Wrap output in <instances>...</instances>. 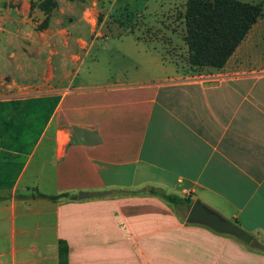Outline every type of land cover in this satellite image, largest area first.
Returning a JSON list of instances; mask_svg holds the SVG:
<instances>
[{"label":"crops","instance_id":"obj_1","mask_svg":"<svg viewBox=\"0 0 264 264\" xmlns=\"http://www.w3.org/2000/svg\"><path fill=\"white\" fill-rule=\"evenodd\" d=\"M35 1L0 0V264H58L60 242L67 264H264V54L246 44L254 63H234L248 33L204 81L146 34L89 54L80 35L37 33ZM117 1L87 4L107 14ZM195 199L257 246L187 223Z\"/></svg>","mask_w":264,"mask_h":264},{"label":"rangeland","instance_id":"obj_2","mask_svg":"<svg viewBox=\"0 0 264 264\" xmlns=\"http://www.w3.org/2000/svg\"><path fill=\"white\" fill-rule=\"evenodd\" d=\"M89 1L68 0L60 2L55 9L49 12L47 24L42 28H40L42 21H38L36 15L31 16L32 11H29L27 15L29 18L27 20L29 21L28 28L38 31L37 33L43 32V29H51L52 31H59L56 34L80 35L89 43V54H93L95 51H99V53L107 51L108 53L115 50L114 43H107L106 40L116 34H146L158 43V46L167 55L168 59L177 61L188 75L195 77L204 70L191 69L186 64V47L182 41L184 33L182 14L185 0H176L168 9H163V11L156 12L155 14L151 13L146 17L136 15V12L142 11L141 6L145 0H118L115 6L112 4L111 7L107 8V14L103 11L100 12L96 6L87 4ZM148 1V8H153L152 0ZM242 1L260 4L262 7V16L251 27L248 37L239 46L234 57L235 64H252L254 62H251L249 57L243 55L245 51L244 46L250 44L247 49L248 54H264V0ZM98 34H105L106 38H101ZM38 44L40 45L42 42L40 41ZM40 49V53L37 54L39 58L34 59V62L39 59V61H42L41 64H43L46 48L40 47ZM256 59H260V65L264 66V56L256 57ZM15 60L12 64L15 75L16 71H18L16 66L19 65L21 70L18 73L19 76L26 79L32 77L31 65L29 67L27 64H18ZM45 65L44 63V67ZM41 68H43V65H41ZM187 194L183 193L182 195L187 196Z\"/></svg>","mask_w":264,"mask_h":264},{"label":"trees","instance_id":"obj_3","mask_svg":"<svg viewBox=\"0 0 264 264\" xmlns=\"http://www.w3.org/2000/svg\"><path fill=\"white\" fill-rule=\"evenodd\" d=\"M56 6L55 0H36L30 3V7H37L44 13L40 28L47 24L49 12ZM261 16L260 4L242 0H185L182 41L186 47L187 66L191 69L221 68ZM146 191L164 196L170 202L181 201L153 188ZM106 193L100 192L99 195ZM36 196L55 201L67 197V194L36 193ZM239 239L249 243L252 236L244 232V237ZM58 264H67L66 246L61 242L58 245Z\"/></svg>","mask_w":264,"mask_h":264},{"label":"water","instance_id":"obj_4","mask_svg":"<svg viewBox=\"0 0 264 264\" xmlns=\"http://www.w3.org/2000/svg\"><path fill=\"white\" fill-rule=\"evenodd\" d=\"M85 195L78 193V196ZM185 221L187 223H196L207 226L218 233L229 234L237 238L244 237V231L234 222L227 220L220 216L215 211L206 207L198 199H195L186 214ZM251 246H257V242L254 238L249 241Z\"/></svg>","mask_w":264,"mask_h":264},{"label":"built area","instance_id":"obj_5","mask_svg":"<svg viewBox=\"0 0 264 264\" xmlns=\"http://www.w3.org/2000/svg\"><path fill=\"white\" fill-rule=\"evenodd\" d=\"M195 77L199 80H204V81H214L218 78L215 74H211V73H199ZM183 193H188V192L183 190Z\"/></svg>","mask_w":264,"mask_h":264}]
</instances>
